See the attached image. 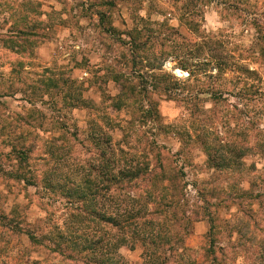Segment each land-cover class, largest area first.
<instances>
[{"label": "rangeland", "instance_id": "rangeland-1", "mask_svg": "<svg viewBox=\"0 0 264 264\" xmlns=\"http://www.w3.org/2000/svg\"><path fill=\"white\" fill-rule=\"evenodd\" d=\"M161 72L184 99L152 92ZM109 146L183 169L186 264H264V0H0V264L103 251Z\"/></svg>", "mask_w": 264, "mask_h": 264}, {"label": "trees", "instance_id": "trees-1", "mask_svg": "<svg viewBox=\"0 0 264 264\" xmlns=\"http://www.w3.org/2000/svg\"><path fill=\"white\" fill-rule=\"evenodd\" d=\"M157 69L161 70L160 67ZM118 77L119 74L116 73L115 78ZM171 79L172 76L164 72L156 75L152 83V92L165 93L167 97L173 99H184L180 96L184 88ZM130 90L134 91L135 87L132 86ZM143 90L145 93L148 92L147 87ZM123 92L117 98L118 107L135 108L132 101L136 97L134 95L124 96ZM224 92L219 90L212 94L215 98H223ZM146 102L149 101L146 99ZM142 104L140 106L144 108ZM144 110L147 111V109ZM158 119L159 115L155 113L153 122L155 123ZM19 152L24 154L22 151ZM125 154L128 153L125 152ZM161 155H163L162 151L158 149L156 151L158 161L153 168L147 167L145 163L142 165H134L131 162L124 164L120 161L116 149L109 146L105 186L107 191L105 200L108 205L104 216L94 214L96 219L103 221L108 227V232L100 247L103 251L98 253L96 248L92 250L87 245V248H82L84 242L78 245L76 239L69 240L71 244L69 242L66 244V250L69 247H73L77 253L89 250L88 258L84 260L85 264H129L123 256L117 253L124 247L142 250V261L139 264H186V250L190 249L186 243V236L189 233L178 238V233L169 230L171 227L169 215L172 213V207L178 204L179 193L185 188V183L179 184L176 181L185 173L183 169H178L173 172L178 177H174L172 171L164 166ZM90 181V177H86L85 183ZM87 188L84 186L83 190L85 200H87ZM172 223L175 227L177 220ZM97 241L94 243L96 244ZM61 252L65 253L64 250ZM93 255L95 256L89 258Z\"/></svg>", "mask_w": 264, "mask_h": 264}]
</instances>
